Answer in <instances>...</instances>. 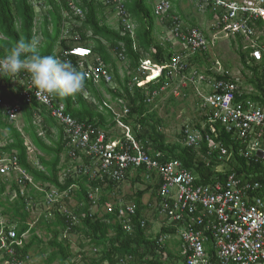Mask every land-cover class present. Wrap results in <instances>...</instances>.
<instances>
[{
	"label": "built area",
	"instance_id": "built-area-1",
	"mask_svg": "<svg viewBox=\"0 0 264 264\" xmlns=\"http://www.w3.org/2000/svg\"><path fill=\"white\" fill-rule=\"evenodd\" d=\"M35 10H47L43 0H30ZM108 5L110 0H102ZM201 12L213 13L212 33L206 35L199 27L184 26L180 20L171 15V2L157 0L153 6V14L161 20L169 19L167 28L171 46L178 44L169 61L155 64L150 58H142L131 84L146 86L157 83L161 78L164 84L157 89L147 90L146 100L151 102L162 90L170 88L174 78L184 75L182 81L204 84L206 92L201 95L199 111L204 120L200 121V129L194 124L182 125L183 144L199 147L203 141L205 126L208 125L215 138L219 126L237 145L236 153L247 161L261 162L264 165V97L254 100L249 95L257 92L251 85L248 91L240 90L235 80L217 79L206 73L192 74L187 71V59L195 53L208 52L217 33L230 37L236 44L240 40V51L246 56L247 64L258 66L259 75L264 81V0H194ZM116 14L122 20L124 30L134 38V25L130 21L122 3L123 0H112ZM74 16L83 18L80 7L69 2ZM63 17L68 14L63 12ZM71 24L64 22L63 34L71 32ZM79 40V35L74 34ZM174 48V46H173ZM79 57L77 65L85 79L95 85L113 86V77L108 66L96 56L89 46L75 45L62 53V60L70 56ZM1 58V57H0ZM117 58H125L123 51ZM188 75V76H187ZM8 80V81H6ZM10 85L7 89L6 84ZM191 84V83H190ZM184 85V83H182ZM185 86V85H184ZM12 90L11 96L2 93ZM247 95L243 97V95ZM263 100V102H262ZM30 104L36 101L44 106L49 116L62 127L64 137L69 146V156L73 160L80 159L77 153L88 159L87 163L70 164L63 177L86 175L89 181L123 182L128 170L145 168L147 176L150 172L159 180V187L153 207L157 214L165 220L164 226L174 228L173 234H164L158 238L163 244L171 235H177L181 242V255L184 264H264V175L260 180L243 179L231 172L228 159L232 155L229 149L215 141L210 134H205L207 145L212 150H219V158L223 161L214 168L215 174H226L225 178L214 176L211 182L197 183V176L182 167L180 161L161 162L160 156H150L138 143L130 127L122 122L128 108L122 100H118V112L114 114L115 123L122 129L121 136L108 137L102 129L90 123L79 122L67 113L61 103L56 102L54 95L41 93L30 82L27 72L10 74L0 71V114L9 123H16L20 115V103ZM6 141L0 138V187L2 184L14 182L23 195L24 184L33 186L32 178L21 167L18 155L14 150H6ZM62 177V178H63ZM71 188V187H70ZM97 189L89 193L92 201L98 194ZM69 190L59 191L52 188L44 193V203L50 208L69 198ZM15 196V192L13 191ZM111 210V204H106ZM151 206V205H150ZM61 210L71 215L73 223L77 217L72 215L62 204ZM135 206L130 203L124 210H119L123 228L132 230L131 215ZM144 220L140 221L143 226ZM21 245L16 237L12 224L0 216V264H22L15 260V249Z\"/></svg>",
	"mask_w": 264,
	"mask_h": 264
},
{
	"label": "trees",
	"instance_id": "trees-1",
	"mask_svg": "<svg viewBox=\"0 0 264 264\" xmlns=\"http://www.w3.org/2000/svg\"><path fill=\"white\" fill-rule=\"evenodd\" d=\"M174 1L171 0L178 6L177 1ZM69 2L81 8L83 19L73 16ZM43 3L49 6L47 10L49 15L44 16L41 40L35 43L36 33H33L35 14L30 0H0V57L5 56L10 47L21 39L32 41L35 51L39 54H51L60 60L62 53L76 43L90 46L93 53L109 67L113 76V86L107 87L103 83L95 86L91 80L85 79V87L77 94L66 97L54 95L56 102L62 103L65 111L72 117L79 122L90 123L95 128L104 130L108 137L109 134L115 135L114 115L103 101L108 100L118 105V100H122L128 108V113L122 118V122L130 127L132 135L143 149L152 157H156L159 152L160 156L156 159L161 162L180 161L183 168L197 176V183L211 182L214 176L221 178L226 176V174L214 173L215 166L223 160L219 158V150L210 151L204 139L205 134L208 133L215 141H221L224 147L228 149L232 147L229 149L232 150V155L228 159L231 172H235L243 179L262 178L264 165L238 156L237 145L219 126H215V130L219 133L217 138L213 136L209 126H205L202 130L203 141L199 147L184 145L181 131L179 140L169 142L165 139L161 131L162 119L154 108L158 95L151 102H147L145 93L147 90H159L165 79L161 78L157 83H147L146 86L131 84L132 78L139 75L137 69L142 58L148 57L159 65L169 61L173 53L169 45L163 46L154 38V15L150 12L146 0H124L122 3L130 21L134 23V38H131L127 31L122 34L124 26L120 18L115 25L108 24L104 9L109 7L112 13L116 12L112 0L108 5H104L102 0H43ZM63 12L68 16L63 17ZM209 16L214 17L213 13H209ZM64 22L71 24V34L79 35V40L60 37ZM230 41L231 45L236 43ZM237 42V52L243 72H248L245 75L246 80L243 85L239 84V88L243 90L245 85H251L257 92L249 96L258 100L261 96L264 97V81L259 75L258 66L247 64L246 55L240 51V40L238 39ZM57 48H59L58 53H56ZM120 51H123L125 56L126 69L118 68L117 53ZM202 54L205 55L206 52ZM200 55L195 53L187 60L199 64ZM69 61L77 65L80 59L71 55ZM77 70L80 71L78 68ZM212 75L217 79H231L227 73ZM6 87L8 89L10 85L7 83ZM1 88L2 93L11 96V89L5 91L4 87ZM84 90L88 91L89 97H84L82 93ZM246 96L244 94L242 98ZM22 109L23 117L19 127L14 123L3 121L0 114V138L6 141L5 149L16 151L19 164L35 184L43 187V190L49 189L50 186L59 191L69 190L68 196L75 201V204L72 206L66 204L65 207L78 220L73 223L71 215L61 210L62 203H60L46 210L47 216L45 212L41 213L36 223L29 221L31 213L43 204L45 192L39 187L25 183L21 195L19 186L11 182L15 196L11 199L9 196L5 197L4 200L5 184H2L0 216L6 217L8 224L14 226L16 237L21 241V245L15 249V260L26 264L30 259V252H33L36 255H45L44 264L56 262L57 264H171L173 258L171 252L164 243L158 241V238L164 234H173L174 228L161 226L155 235L147 231L149 222L145 218V213L150 205L144 204L142 199L150 189L154 197L157 195L159 180L154 172H150L147 176L145 168L140 167L135 170L130 169L126 173V179L134 177L135 180L148 183L144 189L137 190L134 195L126 198L127 204L132 203L135 206L130 221L132 230L127 231L123 228L122 217L119 216V210H124L126 203L116 200L111 204V210L105 209L99 212L100 208L109 202L110 195L115 193L114 188L122 182L89 181L86 175L67 176L59 181L60 156L65 151L64 147L67 143L63 140L62 128L47 114L45 107L36 101L30 104L22 102ZM35 113L40 117L38 125L34 123ZM199 120L204 118L200 115ZM194 127L200 129L201 126L197 122L194 123ZM52 128L58 132L56 140L51 137ZM39 131H43L42 135H39ZM45 139H48L49 143H46ZM26 140H29L37 150L35 157L39 166L28 159ZM95 189L99 191L95 201H92L89 193H93ZM67 201L68 198H64V202ZM153 212V216L157 215V210ZM141 220L145 221L143 226L140 225ZM41 231L46 237L44 240L39 233ZM26 233L28 238L24 240L23 235ZM71 236H75L78 242V250L75 252L71 249ZM181 259L184 264L182 255Z\"/></svg>",
	"mask_w": 264,
	"mask_h": 264
},
{
	"label": "rangeland",
	"instance_id": "rangeland-1",
	"mask_svg": "<svg viewBox=\"0 0 264 264\" xmlns=\"http://www.w3.org/2000/svg\"><path fill=\"white\" fill-rule=\"evenodd\" d=\"M180 6L183 10V14L186 16L182 19L184 25L190 24H197L201 26V28L206 29L213 23V21H208L206 13L201 12L197 7L194 0H181ZM153 10V9H151ZM104 14L107 17L108 24L115 25L116 24V15L112 13L109 7L104 9ZM116 17V18H115ZM165 20V19H164ZM134 25V24H133ZM135 27V26H134ZM207 30V29H206ZM212 33V31H211ZM155 35V34H154ZM154 38L161 43L163 46L171 45L173 42L169 39L168 30L165 28L164 33L156 34ZM170 40L171 44L166 40ZM233 40L230 37L221 35L220 33L216 34V37L213 41V45L209 47L208 52L206 54H202L199 56V60L201 63H194L189 62L187 60V71L191 72V74L196 71L198 74H224L227 73L231 79L237 81L240 85H243V82L246 80L245 75L248 72H243L242 65L240 63L239 54L237 52V44L234 43L231 45V41ZM234 41V40H233ZM178 44H173L175 51L180 49ZM148 58V57H146ZM118 68L120 66L127 67L125 62H120L117 59ZM210 72V73H208ZM184 75H178L177 78H174L172 81V85L170 88L162 90L159 95L158 99L155 101L154 108L157 111L158 116L162 119L163 126L161 131L165 135V139L169 142L179 140V134L181 131V127L183 124L190 123L194 124L201 120H199L200 111L199 105L201 102V95L198 93H205L206 87L204 84H201L197 79L196 82H190L188 80L182 81L181 79ZM188 76V75H187ZM184 83V85H182ZM250 86H244L243 90L248 91ZM16 124V123H15ZM17 125V124H16ZM117 131V135L120 134V128H115ZM130 130V129H129ZM133 176V175H132ZM148 183L142 182L140 180H135V178H128L125 179L121 185L114 188L115 193L110 195L109 202L107 204H112L114 201H121L122 203H128L126 199L130 195H134L137 190L144 189ZM152 190H148L147 193L143 196V201L149 203L150 208L145 213V218L149 222L148 232L152 235H155L159 232L161 224L165 222V220H161V216L158 214L153 218V211L156 210L153 205L155 203L156 197L151 194ZM11 195V193H10ZM13 197V196H12ZM70 199L65 203L70 205ZM49 208L42 204L38 206L30 216V220L32 222H37L39 215L44 213ZM94 209V208H93ZM107 209V205H104L100 208L99 212H103ZM46 216H47V212ZM7 219L6 217H3ZM154 219V221H153ZM161 220V221H160ZM161 222V224H160ZM32 223V224H35ZM42 236L41 238L44 240L43 231L39 232ZM28 234L23 235V239L27 240ZM71 241V249L73 252L78 250V242L75 236L70 237ZM164 245L166 246L167 250L171 252L173 258L171 259V264H183L181 259V242L177 235H171L168 239L164 240ZM31 256L26 264H44L43 257L45 255H36L33 252H30ZM54 264H57L54 263ZM82 264V263H80Z\"/></svg>",
	"mask_w": 264,
	"mask_h": 264
},
{
	"label": "clouds",
	"instance_id": "clouds-1",
	"mask_svg": "<svg viewBox=\"0 0 264 264\" xmlns=\"http://www.w3.org/2000/svg\"><path fill=\"white\" fill-rule=\"evenodd\" d=\"M0 71L10 74L25 71L34 88L48 95L71 96L85 87L84 74L71 61L51 54L41 55L35 51L32 41L24 39L15 42L0 58Z\"/></svg>",
	"mask_w": 264,
	"mask_h": 264
},
{
	"label": "crops",
	"instance_id": "crops-1",
	"mask_svg": "<svg viewBox=\"0 0 264 264\" xmlns=\"http://www.w3.org/2000/svg\"><path fill=\"white\" fill-rule=\"evenodd\" d=\"M124 1V0H123ZM156 1L157 0H146V2H147V4H148V6H149V9H150V12H152V14H153V10H151V9H153V6H154V4L156 3ZM170 2H171V0H169ZM174 1V0H173ZM175 1H177V4H178V6H176V4L175 3H172L171 2V15H173V16H176L179 20H180V22L184 25V23L182 22V19L183 18H185V20H186V16L183 14V10H182V8H181V6H180V1L181 0H175ZM174 1V2H175ZM30 3H31V1H30ZM49 7V6H48ZM179 9V10H178ZM33 10H34V14H35V22H34V28H33V33H36V35H35V38H34V40H35V43H37L36 41H38V40H41V31H42V22H43V20H44V16L46 15V16H48L49 15V13H48V11L47 10H49V8L45 11V10H43V9H40V10H35V8H33ZM180 11V12H179ZM115 15H116V23H117V21H118V15L116 14V12H115ZM154 15V14H153ZM214 15V14H213ZM74 16V15H73ZM181 16V17H180ZM206 16H207V18H208V21H213L214 20V17L212 16V17H210L209 16V13L207 12L206 13ZM84 18V17H83ZM83 18H81V19H83ZM133 23V22H132ZM134 24V23H133ZM169 24H170V20L169 19H165V20H161V19H159L158 17H156L155 15H154V19H153V25H154V34H155V36H156V34H159V33H161V34H163L164 33V29L166 28H168L169 27ZM184 26H196V27H199L206 35H210V33H211V31H212V28H211V26H210V31L208 30L209 29V26H208V28L206 27V29L204 30V28H201V26H199V25H197V24H190V25H184ZM63 27V26H62ZM135 28V27H134ZM62 30H63V28H62ZM134 35H135V31H134ZM74 34H71V32H69L68 33V35H66V36H64V34H63V31L61 32V38H74ZM75 39V38H74ZM75 41H76V39H75ZM75 45H79V44H74L73 46H75ZM90 47V46H89ZM91 48V47H90ZM169 48L172 50H174V48H173V46H169ZM58 51H59V48H57L56 49V53H58ZM118 59V58H117ZM119 60V59H118ZM120 62H125V58L123 59V60H119ZM121 68H125V66H120ZM108 69H109V67H108ZM126 69V68H125ZM109 71H110V69H109ZM120 71H121V69H120ZM110 73H111V71H110ZM111 75H112V73H111ZM113 77V76H112ZM102 83V82H101ZM94 84V83H93ZM95 85V84H94ZM100 85V83L99 84H97V85H95V86H99ZM105 85V84H104ZM83 95H84V97H89V93H88V91L87 90H84L83 92ZM107 98L109 97L108 95H105ZM19 103H20V115H19V117H18V120H17V122H16V126L17 127H19V126H21V123H22V117H23V109H22V101H19ZM58 103H60V102H58ZM62 104V103H61ZM103 104H105L106 105V107H108L109 109H111V111H112V113H113V115L116 113V112H118V110L120 109L119 107H118V105L116 104V103H114V102H109L108 100H105V101H103ZM63 105V104H62ZM64 106V105H63ZM99 109H101V107H99ZM47 114H48V112H47ZM49 115V114H48ZM1 119L3 120V121H5V119H3V117L1 116ZM7 122V121H6ZM7 123H9V122H7ZM34 123L36 124V125H38L39 123H40V117H39V115H38V113H35V117H34ZM57 124H58V122H56ZM59 125V124H58ZM57 125V126H58ZM60 126V125H59ZM58 126V127H59ZM61 127V126H60ZM59 127V128H60ZM120 128L117 124H115V126L113 127L114 129L115 128ZM62 128V127H61ZM60 128V129H61ZM120 130H122L121 128H120ZM51 131H52V139L53 140H56L57 139V136H58V132L56 131V129L55 128H52L51 129ZM109 133H110V131H108ZM42 133H43V131H39V135H42ZM62 133H63V130H62ZM61 133V134H62ZM118 133H117V131H115V135H114V133L112 134V136H111V134H109L110 136L109 137H111V138H117L119 135H117ZM120 134H121V132H120ZM63 140H64V142L66 143L67 142V140H66V138L64 137V134H63ZM45 142L46 143H49V140L48 139H45ZM26 145H27V157H28V159L29 160H31L32 161V163H34L35 165H38L39 166V164H38V160L36 159V157H35V153H38L37 152V150L35 149V147L33 146V145H31V143H30V141L29 140H26V143H25ZM64 149H65V151L64 152H62L61 153V156H60V167H61V171H59V174H58V177H59V181H61V179H62V177H63V171L70 165V164H72V165H78V164H80V162H84V163H87L88 162V159H86L83 155H82V153H77V155H78V157H80V159H77V160H73L70 156H69V146H68V144L66 143L65 144V147H64ZM15 151V150H14ZM22 167V166H21ZM29 175V174H28ZM30 176V175H29ZM32 181H33V179H32ZM34 183V182H33ZM34 185H35V187L37 188V187H39V189L40 190H42V191H44V192H46V191H49L50 189H52V188H54V187H52V186H50V188L49 189H45V190H43V187H40V186H38V184H35L34 183ZM13 191L15 192V190L14 189H11V183H9V187H7V183H5V191H4V195H3V199L5 198V197H8L9 196V199H11L12 198V196H14V194H13ZM10 193H11V195H10ZM68 199H70L69 200V202H71V203H69L70 205L69 206H72V205H74L75 204V201L73 200V199H71V198H68ZM5 200V199H4ZM142 201H143V199H142ZM143 203L144 204H146L147 202H144L143 201ZM43 204L45 205V203L43 202ZM62 204L64 205L65 204V202L63 201L62 202ZM149 204V203H148ZM64 206H66V204L64 205ZM67 207V206H66ZM94 210H95V208H94ZM156 216V215H155ZM155 216H153V218L155 217ZM156 218V217H155ZM161 220H164L163 218H160ZM160 220V221H161ZM6 221H7V219H6ZM153 221H154V219H153ZM160 224H161V222H160ZM164 224L165 223H162L161 225L162 226H164ZM161 228V227H160Z\"/></svg>",
	"mask_w": 264,
	"mask_h": 264
}]
</instances>
